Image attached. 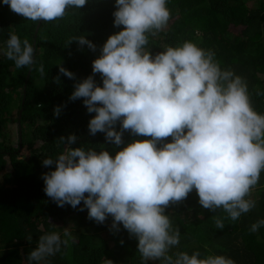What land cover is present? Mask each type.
Instances as JSON below:
<instances>
[{
  "label": "clouds",
  "instance_id": "1",
  "mask_svg": "<svg viewBox=\"0 0 264 264\" xmlns=\"http://www.w3.org/2000/svg\"><path fill=\"white\" fill-rule=\"evenodd\" d=\"M2 2L26 20L52 22L88 0ZM113 17L114 26L123 27L108 36L92 61V74L75 82L69 99H82L87 112L95 113L88 122L91 135L103 133L105 141L122 147L113 155L104 148L73 147L74 133L59 137L66 148L55 158H43L50 169L42 174L43 190L59 207L75 209L83 202L80 210L98 224L111 217L110 230L122 225L137 239L142 264H235L224 255L201 257L198 250L170 254L181 233L166 209L195 190L203 209H222L233 222L251 211L255 201L246 197L264 171V114L253 108L246 82L222 69L214 51L191 41L154 55L146 50L149 35L168 26L167 0H115ZM72 41L96 50L84 35L68 44ZM3 55L18 69L35 64L32 44L14 33ZM36 70L45 74L43 64ZM59 73L75 78L63 64ZM55 80L60 82L59 75ZM60 112L56 106L54 114ZM125 132L146 138L125 144ZM213 219L217 229L225 227L222 218ZM262 225L264 219L249 230L255 233ZM63 237L56 231L39 236L28 264H47L72 239L67 230Z\"/></svg>",
  "mask_w": 264,
  "mask_h": 264
},
{
  "label": "trees",
  "instance_id": "2",
  "mask_svg": "<svg viewBox=\"0 0 264 264\" xmlns=\"http://www.w3.org/2000/svg\"><path fill=\"white\" fill-rule=\"evenodd\" d=\"M167 7L168 26L149 35L146 50L154 55L191 41L214 51L222 69H231L246 82L253 108L264 114V0H167ZM114 10L115 0H88L81 9L69 8L62 19L33 22L0 0V264H28L27 254L39 236L56 231L63 239L65 230L72 239L47 264H142L137 239L122 225L119 231L110 230L111 217L98 224L88 219L86 209L80 210L83 202L75 209L59 207L43 190L42 174L50 170L42 165L43 158H55L66 148L59 137L74 133L78 139L73 147L104 148L113 155L122 147L105 141L103 133L91 135L88 122L95 113L87 112L82 99H69L75 82L92 74V61L108 36L123 27L114 26ZM10 33L32 44L31 68L18 69L3 55ZM81 35L96 45L95 51L77 41L68 44ZM41 64L43 76L36 70ZM59 64L75 78L60 74ZM94 78L102 84L99 74ZM56 106H61L58 116ZM145 138L123 134L125 144ZM246 199L254 200L255 207L234 222L222 209H203L195 190L170 205L166 213L181 233L170 254L198 250L201 257L224 255L235 264H264V225L255 233L249 230L264 219V171ZM215 216L224 220L222 230L215 227Z\"/></svg>",
  "mask_w": 264,
  "mask_h": 264
},
{
  "label": "rangeland",
  "instance_id": "3",
  "mask_svg": "<svg viewBox=\"0 0 264 264\" xmlns=\"http://www.w3.org/2000/svg\"><path fill=\"white\" fill-rule=\"evenodd\" d=\"M12 132H13V135L15 136L17 132L16 126L12 128Z\"/></svg>",
  "mask_w": 264,
  "mask_h": 264
}]
</instances>
